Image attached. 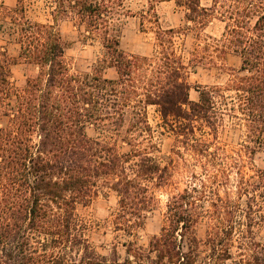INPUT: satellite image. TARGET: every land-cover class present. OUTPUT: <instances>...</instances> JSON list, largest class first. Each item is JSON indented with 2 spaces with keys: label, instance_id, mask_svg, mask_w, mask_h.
Here are the masks:
<instances>
[{
  "label": "trees",
  "instance_id": "obj_1",
  "mask_svg": "<svg viewBox=\"0 0 264 264\" xmlns=\"http://www.w3.org/2000/svg\"><path fill=\"white\" fill-rule=\"evenodd\" d=\"M54 21L74 20L106 50L94 73L73 70L67 44L56 26L27 17L25 0L14 9L0 4V32L20 46L18 60L38 69L24 86L12 81L13 59L0 47V264H224L234 242L253 239L264 220V169L253 170L264 135V0H184V31L203 30L216 12L228 19L221 39L207 45L218 59L228 50L242 60L225 86H198L190 100L187 69L174 49V29L161 31L153 57L122 50L111 26L112 0H50ZM255 18L254 24L251 19ZM213 55L195 62L213 63ZM111 66L116 79L101 70ZM159 108L163 127L203 161L198 179L168 205L167 223L148 247L139 231L157 205L156 188L169 183L174 158L160 156L148 108ZM244 121L252 147L229 153L219 135L226 122ZM206 134L196 136L197 125ZM102 137L93 138L89 130ZM128 146L121 152L109 139ZM246 157L247 159H244ZM160 160L166 165L162 166ZM250 162V164H249ZM252 171V174H249ZM199 185V186H198ZM100 186L118 197L113 225L129 236L105 255L91 242L93 227L80 210L97 198ZM223 193L224 195H222ZM207 226L204 240L197 226ZM242 245V244H241ZM264 264V248L252 259Z\"/></svg>",
  "mask_w": 264,
  "mask_h": 264
},
{
  "label": "rangeland",
  "instance_id": "obj_2",
  "mask_svg": "<svg viewBox=\"0 0 264 264\" xmlns=\"http://www.w3.org/2000/svg\"><path fill=\"white\" fill-rule=\"evenodd\" d=\"M184 0H112L113 15L111 26L115 34L120 38L123 51L133 56L153 57L158 51L157 36L161 31L174 29L180 31L174 37V49L183 64L186 66L187 81L191 86L190 100L199 101L198 86L214 87L225 86L232 78V69L240 70L242 67L241 58L233 51L228 50L224 57L218 59L210 52L204 53L207 45L215 46V39L222 38L230 23L228 19L214 12L208 25L203 30L184 31L188 23V10L181 3ZM18 0H0L7 9H14ZM201 6L211 8L213 0H200ZM27 17L35 22L54 24L67 44L66 58L71 67L76 72L94 73L99 61L105 59L106 50L102 41L98 38H88V33L84 26L79 25L74 20L54 21L50 0H25ZM254 24L255 18L251 19ZM1 23V22H0ZM184 29V30H183ZM0 47L7 50L14 61L12 66V81L17 86H24L29 76L36 75L38 69L18 60L20 46L9 34L0 32ZM213 55V63L195 62L196 56ZM105 78L116 79L115 68L106 66L101 70ZM149 123L155 131V142L159 146L160 156H170L174 158L170 165L171 178L168 184L154 190L157 205L148 215L144 227L139 231L137 242L123 232L116 231L113 225L114 213L118 206V197L115 192L107 186H100L97 198L87 208L80 210L81 215L91 223L93 232L91 242L102 254H109L114 245L118 246V251L125 256V242L135 240L143 247H148L152 237L160 235L162 228L167 223L168 205L172 199L190 188L191 184H199L194 177L205 179L207 177L203 161L197 155L187 150L184 144L177 142V136L170 129H165L159 108L151 106L148 108ZM199 124L197 125L196 136L201 138L206 136ZM89 135L93 138L102 137L99 132L91 129ZM249 133L245 122H231L228 120L224 130L221 131L220 142L229 153L243 152L246 145L253 146L248 138ZM112 144H116L121 152H127L128 146L119 137L107 139ZM244 159H247L244 157ZM162 166L166 163L160 160ZM250 164V162H249ZM253 170L264 169V135L262 144L255 149L252 163L249 165ZM252 174V171H249ZM199 186V185H198ZM224 195L223 193H221ZM197 236L204 240L206 238L207 226L201 222L197 226ZM253 239L244 242H234L231 249L233 259L224 264H232L241 260L252 259L254 254L264 248V220L259 222L253 229ZM242 244V245H241Z\"/></svg>",
  "mask_w": 264,
  "mask_h": 264
}]
</instances>
